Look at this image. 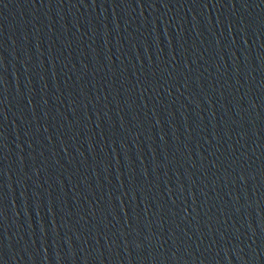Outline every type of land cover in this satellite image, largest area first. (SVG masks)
<instances>
[{
  "label": "water",
  "instance_id": "water-1",
  "mask_svg": "<svg viewBox=\"0 0 264 264\" xmlns=\"http://www.w3.org/2000/svg\"><path fill=\"white\" fill-rule=\"evenodd\" d=\"M0 264H264V0H0Z\"/></svg>",
  "mask_w": 264,
  "mask_h": 264
}]
</instances>
